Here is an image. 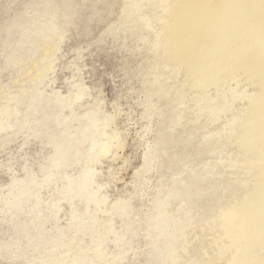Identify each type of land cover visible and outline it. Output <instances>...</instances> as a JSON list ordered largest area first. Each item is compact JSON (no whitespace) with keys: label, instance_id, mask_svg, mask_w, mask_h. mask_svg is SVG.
Returning <instances> with one entry per match:
<instances>
[{"label":"rangeland","instance_id":"rangeland-1","mask_svg":"<svg viewBox=\"0 0 264 264\" xmlns=\"http://www.w3.org/2000/svg\"><path fill=\"white\" fill-rule=\"evenodd\" d=\"M240 259L264 260V0H0V264Z\"/></svg>","mask_w":264,"mask_h":264},{"label":"bare ground","instance_id":"bare-ground-1","mask_svg":"<svg viewBox=\"0 0 264 264\" xmlns=\"http://www.w3.org/2000/svg\"><path fill=\"white\" fill-rule=\"evenodd\" d=\"M105 149H106V148H105ZM103 150H104V149H103ZM103 150H102V151H103ZM89 172H90V171H89ZM134 229H135V228H134ZM127 230H129V228H127ZM130 231L132 232L133 229L130 228ZM261 237H262V236H261ZM255 245H256V244H255ZM243 257H244V256H243ZM245 258H246V257H245ZM247 259H249V258H247ZM240 260H241V259H240ZM240 262H241V264H243L245 261L241 260ZM247 262H248V260H247ZM260 264H264V260H263V262H261Z\"/></svg>","mask_w":264,"mask_h":264}]
</instances>
